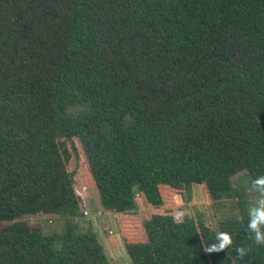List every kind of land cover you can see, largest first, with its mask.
<instances>
[{"label":"trees","instance_id":"trees-1","mask_svg":"<svg viewBox=\"0 0 264 264\" xmlns=\"http://www.w3.org/2000/svg\"><path fill=\"white\" fill-rule=\"evenodd\" d=\"M78 147L106 211L149 206L129 264H264L229 180L264 175V0H0V264H107L75 218ZM191 182L232 204L217 232L161 208ZM37 210L61 230L18 219Z\"/></svg>","mask_w":264,"mask_h":264},{"label":"rangeland","instance_id":"rangeland-1","mask_svg":"<svg viewBox=\"0 0 264 264\" xmlns=\"http://www.w3.org/2000/svg\"><path fill=\"white\" fill-rule=\"evenodd\" d=\"M72 162L69 160L67 167ZM75 184L80 189L79 203L81 205V213L75 216L77 223L81 228L90 226L101 244L107 264H129V256L123 247V240H135L141 238L137 217L147 216L149 214V206L147 205L143 195L136 199V208L138 213L130 215L128 218L120 219V212L115 210L106 211L99 203L98 193L92 185V181L85 169L84 160L81 150L78 147V157L75 167ZM232 185L243 190L244 196L248 200L249 207L255 202L256 193L250 192L251 181L246 169L241 168L229 175ZM168 202L160 205L163 209L176 212L177 210H185L187 214L194 218H200L216 232V222L221 216L234 212L232 204L229 200L213 201L205 190L202 182H191L190 194L185 202L181 199L179 193L174 191L166 200ZM184 204V207H180ZM18 219L27 221H35L40 225L43 232L57 231L62 228V217L55 212L37 210L34 212H25ZM120 219V220H119ZM7 222V220H3Z\"/></svg>","mask_w":264,"mask_h":264},{"label":"clouds","instance_id":"clouds-1","mask_svg":"<svg viewBox=\"0 0 264 264\" xmlns=\"http://www.w3.org/2000/svg\"><path fill=\"white\" fill-rule=\"evenodd\" d=\"M250 192H255V202L248 209L247 230L250 233V239L257 246H264V175L256 176L251 180ZM185 212L177 210L173 215L175 223H182ZM243 222V217L240 218ZM233 246V234L227 231H220L216 236V243L210 245L205 251L220 252ZM237 259L246 257L249 249L244 246L236 247Z\"/></svg>","mask_w":264,"mask_h":264},{"label":"crops","instance_id":"crops-1","mask_svg":"<svg viewBox=\"0 0 264 264\" xmlns=\"http://www.w3.org/2000/svg\"><path fill=\"white\" fill-rule=\"evenodd\" d=\"M142 196V194L140 192H135V198H140ZM135 204H136V199H135ZM136 208V205H135Z\"/></svg>","mask_w":264,"mask_h":264}]
</instances>
